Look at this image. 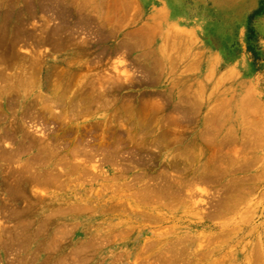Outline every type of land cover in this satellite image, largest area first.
<instances>
[{"label":"rangeland","instance_id":"rangeland-1","mask_svg":"<svg viewBox=\"0 0 264 264\" xmlns=\"http://www.w3.org/2000/svg\"><path fill=\"white\" fill-rule=\"evenodd\" d=\"M70 263L264 264V0H0V264Z\"/></svg>","mask_w":264,"mask_h":264},{"label":"bare ground","instance_id":"bare-ground-1","mask_svg":"<svg viewBox=\"0 0 264 264\" xmlns=\"http://www.w3.org/2000/svg\"><path fill=\"white\" fill-rule=\"evenodd\" d=\"M191 38V37H190ZM35 62V61H34ZM37 64V63H36ZM38 65V64H37ZM33 69V68H32ZM25 77L24 76H21V78H19L20 80H17V82H20L21 80H23ZM64 89V88H63ZM59 99L60 98H58L57 96L56 97H53V99H52V101H51V107H55V108H57V107H60L61 106V103L62 102H60L59 101ZM76 99H77V97H76ZM12 100V99H11ZM9 101H10V99H9ZM62 101H63V99H62ZM9 103H11V101L9 102ZM63 103H65V102H63ZM62 103V104H63ZM71 103L72 102H70V105H71ZM77 103V102H76ZM75 103V104H76ZM78 103H79V101H78ZM67 104H68V102H67ZM74 104V103H73ZM80 104V103H79ZM64 105V104H63ZM70 105H68V106H70ZM81 105V104H80ZM9 106H11V104H9ZM72 106V108H75V107H73V105H71ZM79 106V105H78ZM68 108V107H67ZM80 108V107H79ZM60 109V108H59ZM61 110H65V108L64 109H61ZM76 110H78V108L76 109ZM27 111V110H26ZM32 111V110H31ZM79 111V110H78ZM24 114H26L27 115V112L26 113H24ZM24 114H23V117H24ZM29 115V114H28ZM21 118V117H20ZM17 119V118H16ZM23 119V118H22ZM57 120V119H56ZM24 121V120H23ZM26 121V120H25ZM22 134V138H24V139H22V141H23V143L21 144L20 142V144L21 145H19L17 148H15V151L14 150H12V151H14V152H11V151H9V153L8 152H6V156H5V158H9V162H15V160L17 159V157L20 155V154H22L23 152H26L27 150H29V149H32V148H36L37 150H39L38 152H40V155H41V153L42 152H45V155L46 154H48V153H46V152H49V155L52 153L53 154V151H55V146H53L54 144L52 143V141L53 140H48V139H38V138H36V137H32L30 134H28L27 132H25L17 123H15L13 120L11 121V124H10V126H9V135H5L4 136V138H8V136H9V141L10 140H12V136H13V134ZM113 134V133H112ZM111 135V134H110ZM106 136V135H105ZM91 137V136H90ZM89 137V138H90ZM250 139V138H249ZM55 141V140H54ZM59 142V141H58ZM118 143V141L117 142H114V143H112V145H108V146H103L102 148H98V151H100V153L101 154H103L104 156H106V157H108V156H112L113 154H117V152H119V150H120V146H119V143ZM53 144V145H52ZM81 144V143H80ZM84 145H78L75 149H72L71 148V153H72V155L74 156V157H88L89 155H92V153L93 152H95V150L96 149H94V148H91V147H88L89 149L88 150H84L85 148L83 147ZM58 147V146H57ZM87 149V148H86ZM59 150V149H58ZM97 151V150H96ZM96 153V152H95ZM51 154V155H52ZM70 154V153H69ZM1 155H2V153H1ZM65 155V154H64ZM134 155V154H133ZM98 156V155H97ZM119 156V155H118ZM36 157V156H35ZM35 157H34V159H35ZM64 157V156H63ZM37 158V157H36ZM47 158V157H46ZM37 160H40V159H37ZM32 161V160H31ZM41 161V160H40ZM37 162H39V161H37ZM76 162V161H75ZM28 163H31V162H28ZM46 163V162H45ZM27 164V163H26ZM10 165V164H9ZM24 168H26L25 166H23ZM29 167H31V166H29ZM28 167V168H29ZM32 168V167H31ZM10 169V168H9ZM22 169V168H21ZM70 169V168H69ZM24 170V169H23ZM23 170H21V171H13V173H11V172H9V176L11 177H9V181H7L6 180V178H5V185L3 186L4 187V189L6 190V188H9V194H10V197H11V200H16V198L17 199H21L22 201L24 200V199H28V196H27V194H26V187L25 186H23L24 185V180H25V177H24V173H23ZM25 171V170H24ZM30 173H31V170H30ZM50 173V172H49ZM31 175V174H30ZM38 175V174H37ZM50 175V174H49ZM60 175V174H59ZM51 176V175H50ZM47 177H48V175L45 177L46 178V180H47ZM56 177V176H55ZM58 177V176H57ZM54 177H52V179H53ZM59 178H60V176H59ZM38 179H36V177L34 176V177H32L30 180H28L27 179V181H31L30 182V184L31 185H33L34 184V182H38L37 181ZM46 180L44 181V182H46ZM55 180H57V178H55ZM54 180V181H55ZM59 180V179H58ZM26 181V182H27ZM50 181V180H49ZM53 181V180H52ZM53 181V182H54ZM165 182V181H164ZM49 183V182H48ZM50 183H52V182H50ZM56 183H59L58 181L56 182ZM35 185V184H34ZM44 185V184H43ZM48 185V184H47ZM39 186V185H38ZM44 186H46V185H44ZM54 186V185H53ZM41 187V186H40ZM36 188V187H35ZM162 189H163V187H162ZM148 190V189H147ZM157 191V190H156ZM151 192H152V190H151ZM157 193H159V192H157ZM162 193H163V191H162ZM29 194V193H28ZM152 194V193H151ZM156 195V194H155ZM30 203L32 204V206H33V203L31 202V200H30ZM37 203V202H36ZM31 204H30V206H31ZM29 206V205H28ZM24 208V207H23ZM22 208V209H23ZM77 208V207H76ZM32 209V208H31ZM31 209L29 208V207H26V209L24 208L23 209V211L21 210V208H20V212H18V211H16V210H14L13 212L15 213V215H16V217L19 215H24V214H29L30 212H32L31 211ZM36 209V208H35ZM77 210V209H76ZM55 213V212H54ZM58 215V214H57ZM18 216V217H19ZM14 219V218H13ZM33 222V221H32ZM25 223V222H24ZM17 225V224H16ZM47 227V226H46ZM37 231V230H36ZM69 232V231H68ZM25 237V236H24ZM24 237H23V239H24ZM10 238H12V237H10ZM14 238V237H13ZM23 239H21V241L23 240ZM26 239V238H25ZM10 240V239H9ZM13 240H16V238H14ZM23 241H25V240H23ZM10 242H12L13 243V241H12V239H11V241ZM18 242V241H17ZM16 243V242H15ZM18 244V243H17ZM87 244V243H86ZM14 245V244H13ZM20 246V245H19ZM14 247V246H13ZM12 248V247H11ZM13 249V248H12ZM173 249V248H172ZM182 251V250H181ZM75 255V254H74ZM178 255V254H177ZM175 256V255H174ZM170 257V256H169ZM80 259V258H79ZM177 261V260H176ZM171 263V262H170ZM71 264V263H70Z\"/></svg>","mask_w":264,"mask_h":264}]
</instances>
